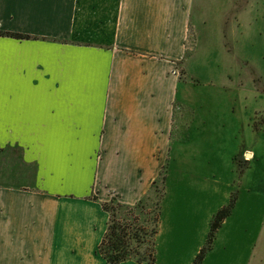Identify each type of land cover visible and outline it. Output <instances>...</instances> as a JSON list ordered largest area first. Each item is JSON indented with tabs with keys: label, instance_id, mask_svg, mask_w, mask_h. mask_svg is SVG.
Returning <instances> with one entry per match:
<instances>
[{
	"label": "crops",
	"instance_id": "1",
	"mask_svg": "<svg viewBox=\"0 0 264 264\" xmlns=\"http://www.w3.org/2000/svg\"><path fill=\"white\" fill-rule=\"evenodd\" d=\"M203 2L0 0V30L31 36H0V144L32 173L0 185V264H77L69 251L107 230L101 203L145 196L191 122L181 66Z\"/></svg>",
	"mask_w": 264,
	"mask_h": 264
},
{
	"label": "rangeland",
	"instance_id": "2",
	"mask_svg": "<svg viewBox=\"0 0 264 264\" xmlns=\"http://www.w3.org/2000/svg\"><path fill=\"white\" fill-rule=\"evenodd\" d=\"M203 3V11L194 13L196 36L192 32L188 42L193 56L186 69L181 66L179 106L191 122L182 141L167 149L154 181L163 190L155 264H194L208 244L214 216L231 205L201 264H264V0ZM249 150L256 154L247 156ZM21 153L0 144L1 186L31 185ZM87 182L72 180L65 188L81 194ZM153 184L145 194L148 215L159 199ZM97 246L91 240L69 252L77 264H109Z\"/></svg>",
	"mask_w": 264,
	"mask_h": 264
},
{
	"label": "trees",
	"instance_id": "3",
	"mask_svg": "<svg viewBox=\"0 0 264 264\" xmlns=\"http://www.w3.org/2000/svg\"><path fill=\"white\" fill-rule=\"evenodd\" d=\"M0 36H11L15 38H31L15 32L0 30ZM189 51L186 58L189 57ZM184 61L181 62L183 64ZM181 73L185 70L181 68ZM164 176H162V180ZM165 180V179H164ZM157 182L153 184L154 194L159 198L154 204V212L151 215L145 211L147 208L143 196L135 204H126L114 195L109 201L102 202L103 209L109 214L108 227L101 243L98 246L99 255L109 264H121L128 261L137 263L155 264L157 258L156 237L159 233L161 206L160 201L163 190H160ZM98 200L97 196L90 197ZM232 205L224 207L216 213L211 223L208 244L204 247L194 264H201L207 251L211 249L216 232L222 226L223 221L231 214Z\"/></svg>",
	"mask_w": 264,
	"mask_h": 264
},
{
	"label": "snow or ice",
	"instance_id": "4",
	"mask_svg": "<svg viewBox=\"0 0 264 264\" xmlns=\"http://www.w3.org/2000/svg\"><path fill=\"white\" fill-rule=\"evenodd\" d=\"M0 97H2V92H0ZM0 103H2V100H0ZM0 110H2V109H0Z\"/></svg>",
	"mask_w": 264,
	"mask_h": 264
}]
</instances>
